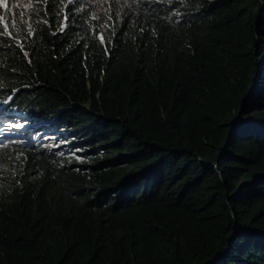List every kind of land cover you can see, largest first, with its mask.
I'll return each mask as SVG.
<instances>
[{"label": "trees", "instance_id": "obj_1", "mask_svg": "<svg viewBox=\"0 0 264 264\" xmlns=\"http://www.w3.org/2000/svg\"><path fill=\"white\" fill-rule=\"evenodd\" d=\"M0 264H264V0H3Z\"/></svg>", "mask_w": 264, "mask_h": 264}, {"label": "rangeland", "instance_id": "obj_2", "mask_svg": "<svg viewBox=\"0 0 264 264\" xmlns=\"http://www.w3.org/2000/svg\"><path fill=\"white\" fill-rule=\"evenodd\" d=\"M3 5V0H0V7Z\"/></svg>", "mask_w": 264, "mask_h": 264}, {"label": "water", "instance_id": "obj_3", "mask_svg": "<svg viewBox=\"0 0 264 264\" xmlns=\"http://www.w3.org/2000/svg\"><path fill=\"white\" fill-rule=\"evenodd\" d=\"M220 255H222V253H219V255H218V256H220Z\"/></svg>", "mask_w": 264, "mask_h": 264}, {"label": "snow or ice", "instance_id": "obj_4", "mask_svg": "<svg viewBox=\"0 0 264 264\" xmlns=\"http://www.w3.org/2000/svg\"><path fill=\"white\" fill-rule=\"evenodd\" d=\"M7 5H5V7H6Z\"/></svg>", "mask_w": 264, "mask_h": 264}]
</instances>
